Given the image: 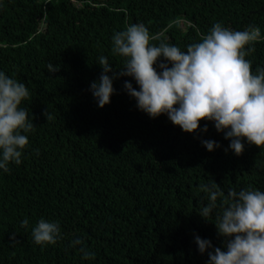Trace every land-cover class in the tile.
Masks as SVG:
<instances>
[{
  "label": "trees",
  "instance_id": "16d2710c",
  "mask_svg": "<svg viewBox=\"0 0 264 264\" xmlns=\"http://www.w3.org/2000/svg\"><path fill=\"white\" fill-rule=\"evenodd\" d=\"M216 23L259 29L245 59L253 74L264 68V0H0V71L28 88L19 107L34 125L21 130V163L0 170V264H206L194 234L222 247L216 211L229 189L264 191V145L245 142L235 155L212 122L186 133L164 114L150 118L123 89L125 80L137 87L131 77L114 80L103 108L89 91L99 57L124 66L112 51L116 32L143 24L150 44L186 50ZM206 139L221 147L207 151ZM213 181L225 197L206 221L201 185ZM40 219L59 222L56 243L34 242Z\"/></svg>",
  "mask_w": 264,
  "mask_h": 264
},
{
  "label": "clouds",
  "instance_id": "9594fccd",
  "mask_svg": "<svg viewBox=\"0 0 264 264\" xmlns=\"http://www.w3.org/2000/svg\"><path fill=\"white\" fill-rule=\"evenodd\" d=\"M260 36L259 29L231 30L216 23L202 42L187 46L150 44V36L143 24H133L116 32L112 51L126 58L123 68L115 71L105 56L99 57L102 69L99 78L90 82L89 91L103 108L115 94L113 82L120 77H131L137 85L125 80L124 91L135 100L136 108L156 118L161 114L183 132L194 133L198 128L207 132L212 122L218 133L229 143L225 152L240 155L245 142L264 145V68L253 74L251 61L245 56L254 51L245 49ZM59 66L50 62L49 73ZM29 97L25 84L0 71V170L7 173L9 164L21 163L22 151L29 143L23 132L34 125L29 112L19 107ZM201 145L209 152L220 148L219 142L206 139ZM207 193V204L197 213L210 221L217 209L218 197H225L213 181L201 185ZM22 221V226L28 225ZM217 235L223 238L222 247L194 234L193 242L200 254L207 253L206 264H264V191L229 189L215 215ZM36 244H54L60 238L58 221L40 219L32 228ZM82 245L77 238L72 246ZM84 259L94 253L81 247Z\"/></svg>",
  "mask_w": 264,
  "mask_h": 264
}]
</instances>
